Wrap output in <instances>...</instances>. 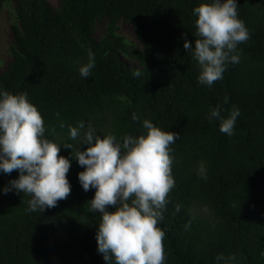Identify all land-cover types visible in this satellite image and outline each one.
<instances>
[{
    "label": "trees",
    "instance_id": "16d2710c",
    "mask_svg": "<svg viewBox=\"0 0 264 264\" xmlns=\"http://www.w3.org/2000/svg\"><path fill=\"white\" fill-rule=\"evenodd\" d=\"M11 1L0 0V11ZM202 2L59 0L54 8L47 0H14L11 60L0 69V88L26 92L46 137L72 144L73 154L77 141L67 125L79 120L100 135H139L144 118L179 133L169 146L175 185L158 224L164 264H264V0H236L250 38L237 46L239 62L211 87L198 82L199 66L183 48L196 39L192 9ZM120 22L132 26L136 42L120 33ZM89 49L96 63L84 78L78 68ZM218 103L225 117L233 105L240 109L231 136L207 118ZM70 153L60 146L58 155L71 160V191L56 206L29 212L30 195L0 192V264H106L95 240L99 213L88 205L95 189H82L83 167ZM17 176L0 172V188Z\"/></svg>",
    "mask_w": 264,
    "mask_h": 264
},
{
    "label": "clouds",
    "instance_id": "9594fccd",
    "mask_svg": "<svg viewBox=\"0 0 264 264\" xmlns=\"http://www.w3.org/2000/svg\"><path fill=\"white\" fill-rule=\"evenodd\" d=\"M192 12L196 17V39H185L183 48L199 66L198 82L211 87L222 79L229 63L239 62L237 46L250 38L249 30L237 15L236 0H204ZM95 63V54L89 49L86 62L78 68L80 76L89 77ZM132 74L140 73L133 70ZM227 102L226 96L224 103ZM222 111L218 103L210 108L207 118L210 122L218 120L219 131L231 136L240 109L233 105L226 117ZM132 119L139 117L133 113ZM141 123L143 133L119 137L113 132L100 135L83 120L75 126L67 125L69 139L77 141L73 154L72 144H59L46 137L43 117L26 92L13 94L0 88V172H18L17 178L10 179L0 192L30 195L26 209L29 212L56 206L71 191L66 175L71 160L58 155L63 145L71 149L72 159L83 167L77 173L82 189H95L88 205L89 211L99 213L95 240L106 264H164L165 232L158 224L163 220L168 193L175 185L169 146L180 134L164 131L148 118ZM60 127H65L63 121ZM80 145L87 147L81 151ZM197 171L207 178L203 163ZM175 210H180L179 204ZM216 259L225 258L221 254Z\"/></svg>",
    "mask_w": 264,
    "mask_h": 264
},
{
    "label": "rangeland",
    "instance_id": "374dc122",
    "mask_svg": "<svg viewBox=\"0 0 264 264\" xmlns=\"http://www.w3.org/2000/svg\"><path fill=\"white\" fill-rule=\"evenodd\" d=\"M50 6L57 7L59 0H47ZM14 0L11 1V4L7 7L2 8L0 11V61L1 67L3 70L7 64L10 62L11 57L9 55V47L12 44L13 35L10 29L11 23V12L13 11ZM103 29V24H98L96 27L95 35L99 36ZM120 33L125 36L129 41L136 42L135 34L133 28L130 24L120 22ZM68 251H64V260L68 258Z\"/></svg>",
    "mask_w": 264,
    "mask_h": 264
}]
</instances>
